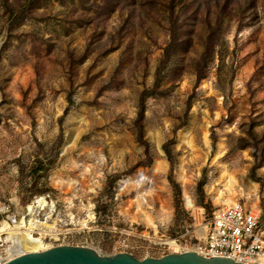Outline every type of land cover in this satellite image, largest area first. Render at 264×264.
Masks as SVG:
<instances>
[{
	"label": "rangeland",
	"instance_id": "rangeland-1",
	"mask_svg": "<svg viewBox=\"0 0 264 264\" xmlns=\"http://www.w3.org/2000/svg\"><path fill=\"white\" fill-rule=\"evenodd\" d=\"M216 190L264 221V0H0V228L158 258Z\"/></svg>",
	"mask_w": 264,
	"mask_h": 264
},
{
	"label": "built area",
	"instance_id": "built-area-1",
	"mask_svg": "<svg viewBox=\"0 0 264 264\" xmlns=\"http://www.w3.org/2000/svg\"><path fill=\"white\" fill-rule=\"evenodd\" d=\"M260 216L259 211L238 201L217 205L207 213L202 209L190 232L191 241L182 244L175 240L179 250L169 249L163 254L192 251L205 258H231L241 264H264V221ZM199 231L202 234L197 236ZM7 260H1L0 264Z\"/></svg>",
	"mask_w": 264,
	"mask_h": 264
},
{
	"label": "water",
	"instance_id": "water-1",
	"mask_svg": "<svg viewBox=\"0 0 264 264\" xmlns=\"http://www.w3.org/2000/svg\"><path fill=\"white\" fill-rule=\"evenodd\" d=\"M2 264H241L231 258H205L192 251L137 259L128 253L104 256L83 246L58 245L18 254Z\"/></svg>",
	"mask_w": 264,
	"mask_h": 264
},
{
	"label": "bare ground",
	"instance_id": "bare-ground-1",
	"mask_svg": "<svg viewBox=\"0 0 264 264\" xmlns=\"http://www.w3.org/2000/svg\"><path fill=\"white\" fill-rule=\"evenodd\" d=\"M204 138V142L207 144V139H206V135L204 134L203 136ZM152 173L153 174H159V173H163L165 171V162L160 161V160H156L154 162V164L152 165ZM183 170L182 167L180 166V173H179V179L182 183V186L185 185L186 183V179L183 176ZM224 176L226 177V179L224 178ZM222 180H224L225 183L224 186L228 189L229 187H231L232 184L236 183V180L233 176L229 175L228 173L226 174V171L224 170L222 172L221 175ZM129 180H125L123 182V186L126 185V183ZM136 184H143V183H153L152 177H148L145 175L144 171H139L138 172V179L136 181ZM158 189L160 187H157ZM252 192H248L247 196L250 195L251 193H254L256 188L255 185H252ZM154 190H152L151 188H149L146 193L152 192ZM155 192V199L160 201V197L159 194ZM232 197V196H231ZM231 197H227V198H223L222 192L220 190H216V192L214 193V203L216 205H221V204H229V203H233L235 202L233 198ZM144 199V198H143ZM183 202H184V206L186 209H190L192 211H196L197 215H199V213L202 212V209L200 208H196L194 206L193 200L192 198L187 195V194H183ZM38 205L40 206L41 204L44 203L43 199H39L37 201ZM251 208L253 210H257V206H256V201H254L251 204ZM29 210H31V207L28 208ZM6 210V207H0V211L3 212ZM255 210V211H256ZM142 217H143V222L147 225V227L153 228L155 229V224H154V220L153 218L149 215V213L147 212H143L142 213ZM14 222V220H13ZM36 227V225L34 224V222L32 220H30L28 222V224H26L24 222V220H21L18 223H14V226L11 227L9 226V224L6 221H2L1 222V228H0V233L3 231L8 232V236L7 239L9 240L10 244L6 247L5 249V256L4 257H0V261L1 260H6V259H10L18 254L21 253H25V252H31V251H40V250H44L47 249L49 247H51L48 244H45L43 241V233L40 234V236L35 237L32 235V231H33V227ZM46 226V225H45ZM197 236H200L202 233L196 232ZM170 245L171 251H178L179 250V245L178 243H176V241H171L168 243Z\"/></svg>",
	"mask_w": 264,
	"mask_h": 264
}]
</instances>
